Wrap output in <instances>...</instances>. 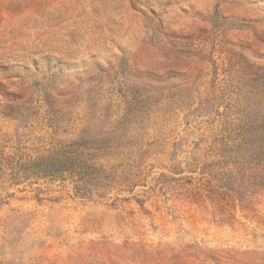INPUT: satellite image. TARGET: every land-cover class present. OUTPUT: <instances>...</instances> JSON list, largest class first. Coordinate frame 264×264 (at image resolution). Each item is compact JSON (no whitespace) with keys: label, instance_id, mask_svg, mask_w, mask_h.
Masks as SVG:
<instances>
[{"label":"rangeland","instance_id":"1","mask_svg":"<svg viewBox=\"0 0 264 264\" xmlns=\"http://www.w3.org/2000/svg\"><path fill=\"white\" fill-rule=\"evenodd\" d=\"M0 264H264V0H0Z\"/></svg>","mask_w":264,"mask_h":264}]
</instances>
